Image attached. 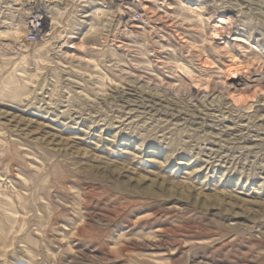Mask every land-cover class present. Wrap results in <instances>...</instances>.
Returning <instances> with one entry per match:
<instances>
[{
  "label": "rangeland",
  "instance_id": "1",
  "mask_svg": "<svg viewBox=\"0 0 264 264\" xmlns=\"http://www.w3.org/2000/svg\"><path fill=\"white\" fill-rule=\"evenodd\" d=\"M0 264H264V0H0Z\"/></svg>",
  "mask_w": 264,
  "mask_h": 264
},
{
  "label": "built area",
  "instance_id": "2",
  "mask_svg": "<svg viewBox=\"0 0 264 264\" xmlns=\"http://www.w3.org/2000/svg\"><path fill=\"white\" fill-rule=\"evenodd\" d=\"M111 2L112 0H104ZM135 17L138 18L139 14L135 13ZM44 23L43 14L39 10H34L29 13L26 21V32L25 40L32 43L37 40L38 34L40 33Z\"/></svg>",
  "mask_w": 264,
  "mask_h": 264
},
{
  "label": "bare ground",
  "instance_id": "3",
  "mask_svg": "<svg viewBox=\"0 0 264 264\" xmlns=\"http://www.w3.org/2000/svg\"><path fill=\"white\" fill-rule=\"evenodd\" d=\"M43 11V10H42ZM44 12V11H43ZM43 17H46V14H43ZM130 91H128V93H129Z\"/></svg>",
  "mask_w": 264,
  "mask_h": 264
}]
</instances>
